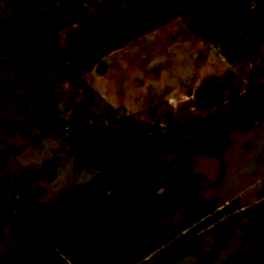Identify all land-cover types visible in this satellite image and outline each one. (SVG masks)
I'll use <instances>...</instances> for the list:
<instances>
[{"label":"rangeland","instance_id":"rangeland-1","mask_svg":"<svg viewBox=\"0 0 264 264\" xmlns=\"http://www.w3.org/2000/svg\"><path fill=\"white\" fill-rule=\"evenodd\" d=\"M111 41L131 55L106 60L127 110L163 117L155 138L146 132L159 126L138 127L133 114L108 126L122 100L107 73H89L92 93L51 47ZM190 169L222 198L264 194V0H0V264L32 261L25 248L43 257L30 264H228L235 238L233 264H264V202L226 241L229 219L182 234L204 211ZM159 184L146 205L143 190Z\"/></svg>","mask_w":264,"mask_h":264},{"label":"crops","instance_id":"crops-1","mask_svg":"<svg viewBox=\"0 0 264 264\" xmlns=\"http://www.w3.org/2000/svg\"><path fill=\"white\" fill-rule=\"evenodd\" d=\"M74 18V17H73ZM71 19L72 23H69L70 27L72 28H78L79 26H81V22H77L75 21L76 19ZM80 19H85L87 20V25H91L94 28H97L100 26V22L94 18V17H89V21L87 17H82ZM74 21V22H73ZM155 30L152 31V33H154ZM177 32V31H176ZM178 33V32H177ZM145 45L140 44L139 48H138V55L136 54H132L133 56L137 55V59L142 61L143 59H145V55L144 52L146 53V47H143ZM53 51L59 55V57L67 64L69 65L73 71H75L77 74H80L82 77L85 78V80L88 82V84L91 86L92 88V93H96L97 95L100 93L97 91V89H95L90 83L89 81V77H93V74H89L92 72H99V77L101 76L100 74H104L105 72L107 73L105 78L107 79V83L108 86H112L111 88L114 89L113 92L111 94H113L117 99L122 100V102L119 103V107L116 110H120L119 112H121V117L120 119L117 121V123L115 125H112L109 123V118L110 116L116 111L111 112L110 114H108L107 118H106V123L108 126L110 127H118L122 121V119L126 116V115H131L133 114V117L137 120L138 123H135L136 126L138 125V127H141L142 124L145 122L146 124H150V125H154L157 124L159 127H157L155 130H151V131H147L146 132V136L147 138H155L156 136H158L160 133H163V129L162 126L164 124V120L162 116H156L155 118L150 117L149 115H146L144 113V107H140L138 109H136V111L134 113H130L127 110V105H126V101L131 99V96H129L126 93L125 90V83L122 84V82L120 81H115L114 76L111 74V70L113 67V60L112 63H108L106 62V60L108 59H113L116 58L117 56H120V60L129 64L131 63V59L130 56L131 55H127L124 54V52L126 50H128L126 48V44L120 42V43H115L114 41H111V43L109 42L108 44H104L101 45L99 43L95 44H91L89 46L84 47L82 45V43L77 44L76 47L74 48H70V47H65L62 44H58V45H52L51 46ZM146 49V50H145ZM154 50V48H152ZM157 49V47H156ZM133 50V49H132ZM124 54V55H123ZM132 56V57H133ZM137 61V64L138 62ZM136 65V64H135ZM139 67L140 64H139ZM104 68V69H103ZM110 68V69H109ZM144 73V72H143ZM104 78V79H105ZM94 79V78H93ZM155 82L158 81V79L154 80ZM103 82V81H102ZM125 82V81H123ZM135 82V81H134ZM124 86V87H123ZM137 88V89H136ZM133 90V94L136 96L137 99V104L139 105L140 101L142 100V98H146V92L142 91L141 86L138 87V85L134 86ZM79 92L81 93V89L79 90ZM108 93V92H107ZM110 95V92L108 93ZM104 96V95H102ZM96 98H100V96H97ZM100 100V99H99ZM94 103V102H93ZM95 103H97V101H95ZM153 106L156 107V105L153 104ZM159 110H157V113H161L158 112ZM162 114V113H161ZM146 128V127H145Z\"/></svg>","mask_w":264,"mask_h":264},{"label":"flooded vegetation","instance_id":"flooded-vegetation-1","mask_svg":"<svg viewBox=\"0 0 264 264\" xmlns=\"http://www.w3.org/2000/svg\"><path fill=\"white\" fill-rule=\"evenodd\" d=\"M120 110H116L109 118V121L112 123H116L118 121L117 113ZM121 113V112H120ZM222 165V162H220ZM222 170H218V174H220ZM186 174V173H184ZM200 175V176H199ZM222 178H225L223 173L221 174V177H218V180H223ZM161 179V178H159ZM200 180V186H198V189L201 191V195L196 197L197 199V204H201L202 207L204 208L203 212H201L198 216L191 218L189 221V224L186 228H184L182 231V234L192 232L195 230L194 233H199L203 227H201L206 221L212 220V223L208 224V226H218L220 225L221 222H227L229 219V222H231L232 225L229 227L222 228L221 231L219 232V237H223L224 240L226 241L225 238H227V230L229 229L231 231V234H236V235H241L243 232V225L244 221L249 220L250 222H255V217L254 216H248L247 218H244L243 212L248 210L250 206L252 207H257L260 205L262 202H264V194L256 197L254 200L250 201L249 203H239L238 199L239 197L244 194L249 188H246L245 190H242L241 192L235 193L233 195H230L228 197L222 198L221 196L224 193H220L221 188L223 187L219 186L218 184L214 183L213 181H210L211 179H207L205 177H202L201 174L196 173L191 171V169L187 173V177L184 179L185 181H191V180ZM199 183V182H198ZM213 183V185H212ZM160 186V187H159ZM193 189V188H191ZM197 189V188H195ZM113 188L109 189V195L113 196L116 192ZM143 195L145 196L146 199V205L149 204L154 198H158L163 195V193L166 191V187L162 186V184H159L157 186H148L143 190ZM199 212V211H197ZM264 218V216H263ZM262 219V218H261ZM258 220V219H256ZM232 229V230H231ZM231 235V236H232ZM177 237V236H176ZM176 237H173L169 239L166 243H164V246H168L172 242H174ZM236 239V238H235ZM235 239H231L230 241V251H229V259L228 261L225 260V262H228V264H233L234 260H237V256L242 250V245L236 244ZM162 246V247H164ZM25 254L30 253L33 255L32 261H42V256H40V253L35 252L34 250H31V248H25L23 250ZM30 259L23 257L22 259H19L15 257L13 259V262H16L17 264H30L33 263ZM235 264H244V261L241 260L239 263Z\"/></svg>","mask_w":264,"mask_h":264},{"label":"water","instance_id":"water-1","mask_svg":"<svg viewBox=\"0 0 264 264\" xmlns=\"http://www.w3.org/2000/svg\"><path fill=\"white\" fill-rule=\"evenodd\" d=\"M117 117H118V120H119L120 117H121V113L120 112L117 113ZM109 123L112 124V125H115L117 122L116 123H112V122L109 121Z\"/></svg>","mask_w":264,"mask_h":264}]
</instances>
